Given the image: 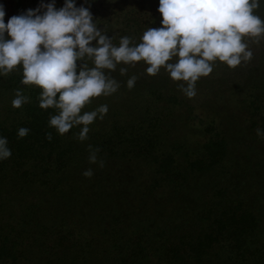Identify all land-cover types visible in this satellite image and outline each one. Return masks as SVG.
<instances>
[{
    "label": "trees",
    "instance_id": "trees-1",
    "mask_svg": "<svg viewBox=\"0 0 264 264\" xmlns=\"http://www.w3.org/2000/svg\"><path fill=\"white\" fill-rule=\"evenodd\" d=\"M108 3L77 0L95 23ZM255 14L264 17V2ZM21 76L18 67L0 77V97L12 95L0 114L12 153L0 161V264H264V155L236 154L227 111L203 114L154 87L142 113H107L80 141V127L64 135L49 127L55 109H41V89ZM17 89L29 97L20 108L12 106ZM244 96L253 149L264 145L256 132L264 130V83ZM21 127L30 129L23 138ZM181 128H198V139ZM89 145L99 149L96 163Z\"/></svg>",
    "mask_w": 264,
    "mask_h": 264
},
{
    "label": "clouds",
    "instance_id": "clouds-1",
    "mask_svg": "<svg viewBox=\"0 0 264 264\" xmlns=\"http://www.w3.org/2000/svg\"><path fill=\"white\" fill-rule=\"evenodd\" d=\"M90 2L84 0V4ZM262 2L158 0L161 26L148 27L139 43L125 35L118 45L95 23L89 7L77 6V0H63L59 8L56 0H39L36 8L11 16L7 23L0 4V77L19 67L20 83L41 89L38 106L55 109L49 115V127L60 135L80 127L78 139L84 141L89 126L103 119L108 106L84 109L94 98L117 92L120 84L111 73L118 65L134 67L143 61L150 76L163 68L170 79L184 82L177 85L184 95L194 97L196 82L213 72L215 62L235 68L251 60L248 40L258 43L264 38V19L255 14ZM119 71L125 75L127 68ZM136 80L132 75L127 87L133 88ZM28 101L17 89L12 106L20 108ZM29 131L21 127L17 134L23 138ZM256 132L264 136V130L257 128ZM88 147L89 162L96 163L99 149ZM11 154L7 137L0 136V161ZM83 175L91 177L93 172L87 169Z\"/></svg>",
    "mask_w": 264,
    "mask_h": 264
},
{
    "label": "rangeland",
    "instance_id": "rangeland-1",
    "mask_svg": "<svg viewBox=\"0 0 264 264\" xmlns=\"http://www.w3.org/2000/svg\"><path fill=\"white\" fill-rule=\"evenodd\" d=\"M26 2L27 0H0V4L3 5L5 10V23L11 16L19 15L25 11V8L27 10ZM157 8L158 0H109V3L103 7L101 17L96 24L109 36L112 35L113 43L116 45L119 44L120 37L125 35L131 37L134 43H139V37L148 27L158 28L161 26L162 16ZM261 18L264 19V17ZM248 45L253 53L251 60L242 61L235 68H230L222 62H215L213 72L207 77H201L196 82V95L194 97L189 98L184 95L177 87L179 83L184 82L173 81L163 68L155 76L147 75L145 73L146 65L143 61H140L134 67L123 64L118 65V71L120 67L127 68L125 75L119 73L115 78L117 81L122 82V84L119 82V90L110 96H102V99L94 98L93 100L97 104H106L108 106L107 113H110V116L119 113L118 115H122L121 118L127 120L144 110L143 104L145 103L147 89L163 87L167 91L171 90L178 94V98L184 104L204 106V108H200L203 114L209 111L215 116H219L227 111L229 122L234 123V128H230V135L236 139L233 140L236 141L235 146L237 147L234 150L236 154H244L243 159H251L257 157V155L261 157L264 155V145L257 147L256 144L253 149L248 148L250 140H247V138L252 137L255 130L250 128L248 122L243 119L246 117V111L241 106V101L246 92L253 87V84L261 86L264 83V38H261L258 43L248 40ZM132 75H136L137 80L135 86L129 89L127 80ZM11 96V94L4 93L0 97V114L9 103ZM99 104L97 106L89 105L90 107L86 111L97 108ZM178 110L179 108L176 111L177 116L184 115ZM237 119L238 123L236 124ZM197 130L198 128H191L186 131L181 128L180 132H187L186 136L191 139V142H195L199 136Z\"/></svg>",
    "mask_w": 264,
    "mask_h": 264
}]
</instances>
